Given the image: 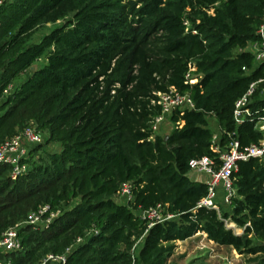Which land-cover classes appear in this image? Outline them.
Here are the masks:
<instances>
[{
	"label": "trees",
	"instance_id": "trees-1",
	"mask_svg": "<svg viewBox=\"0 0 264 264\" xmlns=\"http://www.w3.org/2000/svg\"><path fill=\"white\" fill-rule=\"evenodd\" d=\"M263 17L264 0H4L0 145L31 124L47 139L28 149V168L15 177L0 162V236L17 225L21 243L0 251V264H39L48 254H65V264H165L176 241L198 233L264 255V156L238 162L236 195L221 216L198 206L207 184L189 177L192 159L219 164L208 116L221 149L262 139L254 122L264 117V82L250 97L251 116L236 123L233 110L264 76L248 49ZM46 23L54 26L35 41ZM170 88L195 107L175 110L165 137L151 123L157 93ZM125 182L133 200L119 203ZM157 204L177 217L147 228L138 212ZM42 208L41 223H26Z\"/></svg>",
	"mask_w": 264,
	"mask_h": 264
},
{
	"label": "built area",
	"instance_id": "built-area-1",
	"mask_svg": "<svg viewBox=\"0 0 264 264\" xmlns=\"http://www.w3.org/2000/svg\"><path fill=\"white\" fill-rule=\"evenodd\" d=\"M3 2L4 0H0V5ZM185 24L188 23L186 22ZM193 33H196V31L193 30ZM257 36V40L251 43L248 46V49L253 54L255 61L263 64L264 66V17L263 22L257 29ZM193 71H195V67H191L185 73V79L190 84L195 83L198 80V77L193 74ZM261 82H264V76L251 83L247 92L236 100L233 110V118L236 123H240L244 118L251 116L252 113L248 107V103L256 86ZM11 89L12 86L9 85L5 93L8 94ZM157 97V103L161 108V112L151 123V130L153 133L158 131L160 124L171 116L175 110L182 112L184 109H193L195 107L189 93H182L175 88H170L167 92H158ZM254 126L263 133L262 139L258 143H253L244 149L238 148V142L236 140L230 142L225 149H221L218 146L219 136L216 133L213 134V145L211 148L219 154V164H217L214 159L207 157L190 160V171L203 175V181L207 184V194L200 199L198 206L214 208L219 211V206L217 204L219 190H221L222 194V203L231 204L232 198L236 195L232 172L237 170L238 162L246 161L250 158H262L264 156V117H259L254 122ZM42 141L43 139L40 131L37 130L34 125H28L18 134L4 141L0 145V162L11 165V173L12 176L15 177L16 175L25 172L28 168V164L24 162V160L28 158V146L41 143ZM117 197L124 200V203L131 202L133 200L132 183H123ZM45 210L46 208H42L38 213L29 215L26 223H41L42 220L40 219V215ZM138 215L147 221V228H150L156 223H162L166 220L177 217L175 214L166 212L165 207L162 204H157L154 207L139 211ZM52 216L53 214L51 217ZM46 221H49V219ZM79 241L80 239H78V242ZM135 247L136 244L133 249ZM20 249L21 243L18 235V226L16 225L8 228L1 234L0 251L10 252ZM65 262V254H48L40 261L39 264H65Z\"/></svg>",
	"mask_w": 264,
	"mask_h": 264
},
{
	"label": "rangeland",
	"instance_id": "rangeland-1",
	"mask_svg": "<svg viewBox=\"0 0 264 264\" xmlns=\"http://www.w3.org/2000/svg\"><path fill=\"white\" fill-rule=\"evenodd\" d=\"M210 14V12H209ZM59 24V21L57 22ZM54 24L46 23L42 24L35 33L34 40L38 41L39 38L47 31H49ZM43 63V58H40L34 66L37 67ZM29 71L24 73L22 79L27 77ZM17 82L14 83L16 85ZM261 94H264V88L261 90ZM208 125L218 136L220 135V127L213 116H208ZM174 128V124L167 118L161 124L160 128L156 134L161 136H166ZM42 135L43 142L47 139V133L40 131ZM32 145L28 146V149ZM48 150L54 151L59 149V145L56 143H51L46 147ZM197 174L194 171H189V175L193 176ZM117 202H123L121 198H115ZM217 204H219L218 214L221 216L223 211H230L229 204L222 203V194L219 190V196L217 199ZM224 224L226 227L231 228L235 233L241 234L243 229L238 227L229 218L224 219ZM202 234V233H201ZM198 237L188 240L184 243H177L175 245L171 255L168 256L165 264H264V255L261 254H241L235 249L218 245L211 240H208L206 234L200 235ZM204 236V237H202ZM177 242V241H176Z\"/></svg>",
	"mask_w": 264,
	"mask_h": 264
},
{
	"label": "crops",
	"instance_id": "crops-1",
	"mask_svg": "<svg viewBox=\"0 0 264 264\" xmlns=\"http://www.w3.org/2000/svg\"><path fill=\"white\" fill-rule=\"evenodd\" d=\"M189 177H190L192 180H198V181H203V179H204V176L201 175V174H193V176L189 175ZM198 234H200V235H204L205 233H202V234H201V233H198ZM196 237H198L197 234L194 235V236H192V237H190V238H188V239H186V240H183V241H177V242H175L174 244L177 245V243H184V242H186V241H188V240H191V239H194V238H196ZM202 237H204V236H202Z\"/></svg>",
	"mask_w": 264,
	"mask_h": 264
},
{
	"label": "water",
	"instance_id": "water-1",
	"mask_svg": "<svg viewBox=\"0 0 264 264\" xmlns=\"http://www.w3.org/2000/svg\"><path fill=\"white\" fill-rule=\"evenodd\" d=\"M165 137H167V136H165Z\"/></svg>",
	"mask_w": 264,
	"mask_h": 264
}]
</instances>
